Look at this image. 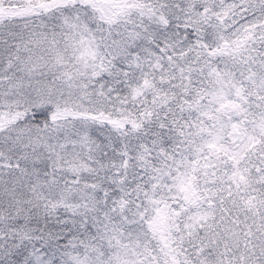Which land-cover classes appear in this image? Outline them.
<instances>
[{
  "label": "snow or ice",
  "instance_id": "obj_1",
  "mask_svg": "<svg viewBox=\"0 0 264 264\" xmlns=\"http://www.w3.org/2000/svg\"><path fill=\"white\" fill-rule=\"evenodd\" d=\"M0 264H264V0H0Z\"/></svg>",
  "mask_w": 264,
  "mask_h": 264
}]
</instances>
